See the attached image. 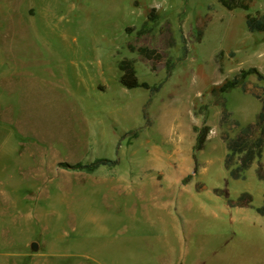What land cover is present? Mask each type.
<instances>
[{
    "label": "rangeland",
    "instance_id": "rangeland-1",
    "mask_svg": "<svg viewBox=\"0 0 264 264\" xmlns=\"http://www.w3.org/2000/svg\"><path fill=\"white\" fill-rule=\"evenodd\" d=\"M261 13L264 0L246 11L216 0H0V264H264L257 162L244 180L224 165L232 121L254 122L264 81L211 93L241 71L264 76V33L245 24ZM122 60L160 90L124 89ZM194 127L209 129L199 151ZM96 159L116 164L61 167ZM242 193L251 208H230Z\"/></svg>",
    "mask_w": 264,
    "mask_h": 264
},
{
    "label": "trees",
    "instance_id": "trees-1",
    "mask_svg": "<svg viewBox=\"0 0 264 264\" xmlns=\"http://www.w3.org/2000/svg\"><path fill=\"white\" fill-rule=\"evenodd\" d=\"M217 3L226 9L227 11L243 10L246 11L249 8V3L252 0H216ZM157 17L155 15H150L147 21H154ZM245 24L248 32L250 33H264V13L257 15H246ZM146 27V23L143 24L141 30L137 32V35H141ZM168 39V47L174 45V40L171 37L169 28L165 29ZM131 51H136L138 55L145 60H156L160 56L155 50L148 49L146 47H138L133 49L129 47ZM166 76L169 78L171 74L172 64L170 59L166 61ZM118 69L121 73L119 83L126 90H132L141 88L147 90L150 94L157 93L162 83L158 85L150 86L145 82H139L135 73L133 62L130 60H122L118 63ZM250 75H255L258 81H264V76L259 73L255 68H251L247 71H241L232 80L225 81L218 89H213L211 93L213 95H222L240 88L243 93L248 92L246 78ZM252 96L260 103V110L255 117L254 122L241 126L238 121H232L233 125L238 128L235 136L233 138H224L225 147L227 154L224 159V165L227 170H229V177L233 180H244L245 172L251 167L253 162H257L256 176L258 180H264V168L261 164L262 152L264 147V88L262 89V94L258 95L252 93ZM219 105L221 108V123H227L231 117V112L226 108V102L224 99L219 100ZM194 132L196 133L195 138V150L199 151L203 148L209 129L207 127L196 128L194 127ZM129 134L132 138L137 137V132L132 131ZM235 158H237V165L232 167L235 163ZM116 164L115 161L108 159H96L89 164H75L67 165L62 164L61 167L83 172L87 174H92L100 166L112 167ZM252 197L248 193H242L236 200H228L227 205L230 208H251ZM256 213L260 216H264V204L255 209Z\"/></svg>",
    "mask_w": 264,
    "mask_h": 264
},
{
    "label": "water",
    "instance_id": "water-1",
    "mask_svg": "<svg viewBox=\"0 0 264 264\" xmlns=\"http://www.w3.org/2000/svg\"><path fill=\"white\" fill-rule=\"evenodd\" d=\"M37 248H38V246H37V244L36 243H31V245H30V249H31V251H33V252H36L37 251Z\"/></svg>",
    "mask_w": 264,
    "mask_h": 264
}]
</instances>
